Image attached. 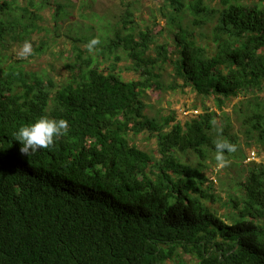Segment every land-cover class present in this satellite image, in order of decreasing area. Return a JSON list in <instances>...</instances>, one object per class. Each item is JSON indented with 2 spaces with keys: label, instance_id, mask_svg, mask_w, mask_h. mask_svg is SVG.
Wrapping results in <instances>:
<instances>
[{
  "label": "trees",
  "instance_id": "1",
  "mask_svg": "<svg viewBox=\"0 0 264 264\" xmlns=\"http://www.w3.org/2000/svg\"><path fill=\"white\" fill-rule=\"evenodd\" d=\"M140 1L120 0L115 26L100 28L113 36L68 29L71 78L59 84L23 60L6 62L1 50L11 32L22 52L31 44L30 58L50 48L52 31L28 7L48 0H0V264H264V162L246 164L240 136L264 160V0H159L165 25L135 33ZM57 6L56 24L65 18ZM16 9L23 17L8 15ZM122 60L139 81L121 77ZM167 63L172 81L163 87L155 70ZM152 88H189L215 110L204 106L184 126L175 114L151 118L143 99ZM40 116L68 120L69 132L28 158L13 132ZM143 133L157 139L159 158L131 142ZM220 138L236 145L225 159L239 171L227 165L216 186L207 173L219 165Z\"/></svg>",
  "mask_w": 264,
  "mask_h": 264
},
{
  "label": "rangeland",
  "instance_id": "2",
  "mask_svg": "<svg viewBox=\"0 0 264 264\" xmlns=\"http://www.w3.org/2000/svg\"><path fill=\"white\" fill-rule=\"evenodd\" d=\"M12 1V0H10ZM131 1V0H129ZM144 1L141 10L143 11L141 14L137 13V26L135 33L146 29L147 26L156 30L158 32L165 23L161 20V16L159 15L158 9L160 5L159 0H141ZM140 1V2H141ZM252 1V0H251ZM18 5L22 7H27L26 0H17ZM250 2V1H249ZM36 3L39 5L41 0H36ZM48 5L42 10H35L31 6H28L30 12H37L42 20L39 22L43 27H48L52 32L49 35L50 39V48L38 58H30L28 54H22V49L18 48L16 42L14 40V34L11 32L6 35L5 39L1 42V50L3 56H7L5 59L6 62H16L19 60L25 61L24 65L27 71H35L41 74L46 73L47 76L52 78L55 82L59 81L64 82L65 79L71 78V73L68 71L66 64L70 63V58L74 56V51L72 50V44L69 40L66 39L65 33L68 29L73 30V35L76 34H87V35H103L105 36L104 31L109 35L113 36V33L108 32L107 30L100 31L104 25L103 23L109 21L111 26H115V23L119 20V16L121 15L122 4L120 0H48ZM63 4L65 9H63V13L65 14V18L58 21L56 24L53 15L56 13L57 5ZM220 2H214L211 4V8L219 7ZM221 7V5H220ZM155 9L156 20L154 21L149 17L150 10ZM144 13L148 14L147 16ZM10 17H23V11L21 9H16L8 14ZM108 18L103 20V18ZM102 18V21L100 20ZM146 21V22H145ZM217 22V18L210 22L211 27H213ZM155 23V24H154ZM59 25V26H58ZM56 26H58L56 28ZM78 26L79 30H74ZM90 28H93L91 30ZM104 28V27H103ZM105 29V28H104ZM121 29V27H120ZM39 38L40 36H35ZM166 38H161L158 40V36L156 35V44L168 43L169 52L174 51V47L171 44V40L165 36ZM37 40V39H36ZM107 63L103 64L105 68H107ZM131 65L130 61L122 60L117 65V72L121 74V77L125 81H139L141 76L139 73L133 71L132 69H128ZM102 66V67H103ZM156 73L161 74V82L163 87H168L171 84V75H172V66L170 63L166 64L165 69L155 70ZM182 83V82H179ZM185 92L181 88L176 91L167 90L162 91L156 88L149 89L145 92V98L143 101L147 105L146 113L148 116L161 118L169 117L172 114L176 116V122L182 123L184 126L187 121H190L194 117H197L201 113H203V107L206 106L212 110H215L214 102L212 100H201L196 97V95L190 91L189 88L184 89ZM264 97V93L261 94ZM241 99H236L233 101H229L225 107V111L229 114H233V107L235 104ZM195 108V106H198ZM220 114V112H218ZM235 131L238 132L240 126L238 124H234ZM243 149L245 153L249 157H255L246 161V164L255 162L262 163L264 162L263 157L259 156V150L254 146L253 148H246L245 142L247 141L244 135L240 134ZM132 143L137 145L141 150L148 152L153 155L155 158H159L158 154V141L155 137H151L148 133L140 134L131 140ZM254 152V154H252ZM250 161V162H249ZM211 159L206 161V163H210ZM232 160H229L224 166H212V170L207 173L210 177V180L214 182L216 186H219L220 180L219 178H224L226 176V166L228 169L234 174L237 175L239 169L231 166ZM216 195H221L220 192H216ZM219 204H213L219 213L223 214V210H219ZM182 251V250H181ZM183 259L189 263L195 260L194 257L183 254ZM195 262H197L195 260Z\"/></svg>",
  "mask_w": 264,
  "mask_h": 264
},
{
  "label": "clouds",
  "instance_id": "3",
  "mask_svg": "<svg viewBox=\"0 0 264 264\" xmlns=\"http://www.w3.org/2000/svg\"><path fill=\"white\" fill-rule=\"evenodd\" d=\"M58 7V6H57ZM99 43V40L93 38L87 45V48L91 51L94 46ZM175 50V48H174ZM31 51V44L25 42L23 47V53L27 54ZM169 52L170 54L173 53ZM215 123V121H213ZM69 132V121L60 118H51L48 116H40L34 122L24 124L18 127L13 132V140L18 142L19 152L26 157H33L39 152L45 149H50L54 144L63 136ZM215 159L220 166H224L227 163L225 159V152L231 153L236 151V145L230 143L227 139H217L215 141ZM254 154V152L252 153ZM255 157H250L251 160ZM188 255V254H186ZM191 256V255H188Z\"/></svg>",
  "mask_w": 264,
  "mask_h": 264
}]
</instances>
